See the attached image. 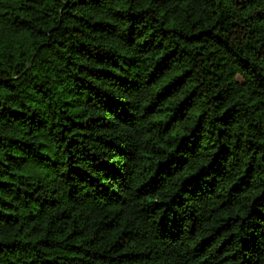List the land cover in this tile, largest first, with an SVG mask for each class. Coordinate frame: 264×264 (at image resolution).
Instances as JSON below:
<instances>
[{"label":"trees","instance_id":"16d2710c","mask_svg":"<svg viewBox=\"0 0 264 264\" xmlns=\"http://www.w3.org/2000/svg\"><path fill=\"white\" fill-rule=\"evenodd\" d=\"M0 264H264V0H0Z\"/></svg>","mask_w":264,"mask_h":264}]
</instances>
